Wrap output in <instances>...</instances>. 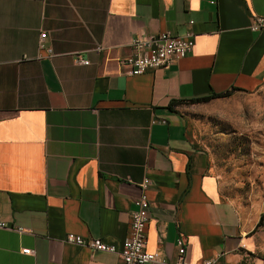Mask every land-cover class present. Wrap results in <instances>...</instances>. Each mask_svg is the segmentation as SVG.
I'll return each mask as SVG.
<instances>
[{
	"label": "crops",
	"instance_id": "0c3cea01",
	"mask_svg": "<svg viewBox=\"0 0 264 264\" xmlns=\"http://www.w3.org/2000/svg\"><path fill=\"white\" fill-rule=\"evenodd\" d=\"M255 14L264 0H0V219L23 227L0 228V264H121L65 237L120 248L146 178L149 251L174 260L183 237L189 260L264 264V207L224 193L211 153L170 107L264 87ZM160 32H192L193 50L125 74L132 39Z\"/></svg>",
	"mask_w": 264,
	"mask_h": 264
},
{
	"label": "rangeland",
	"instance_id": "374dc122",
	"mask_svg": "<svg viewBox=\"0 0 264 264\" xmlns=\"http://www.w3.org/2000/svg\"><path fill=\"white\" fill-rule=\"evenodd\" d=\"M180 108L211 153L224 193L239 204L264 207V87Z\"/></svg>",
	"mask_w": 264,
	"mask_h": 264
},
{
	"label": "built area",
	"instance_id": "2783aa9c",
	"mask_svg": "<svg viewBox=\"0 0 264 264\" xmlns=\"http://www.w3.org/2000/svg\"><path fill=\"white\" fill-rule=\"evenodd\" d=\"M264 27V16L255 14L252 28L255 30ZM44 37L45 34H42ZM133 53L121 59L123 72L127 75H138L148 69H161L170 67L174 61L189 54L195 45V37L192 32L185 35H176L171 32H160L148 35H136L131 41ZM96 50H100L98 46ZM79 63L90 64L89 58L80 54L76 55ZM150 179L146 178L141 184V194L136 198V209L132 211L130 233L123 241L120 248L115 244L107 243L100 237L85 238L82 235L68 233L67 242L80 246H87L97 250L118 252L122 258L121 264H146L156 262L158 264H217L220 257H210L200 261H192L186 258V243L183 237H179L178 255L174 260L163 258L158 252L147 249L148 223L150 218V201L147 190ZM0 228L23 230L0 219ZM26 254H33L31 248H23Z\"/></svg>",
	"mask_w": 264,
	"mask_h": 264
},
{
	"label": "trees",
	"instance_id": "16d2710c",
	"mask_svg": "<svg viewBox=\"0 0 264 264\" xmlns=\"http://www.w3.org/2000/svg\"><path fill=\"white\" fill-rule=\"evenodd\" d=\"M233 90H237L235 89H231V90H227L224 92H220V93H210L208 95H204L201 97H196V98H191V99H182V101L179 102H173L170 104V107L174 108L177 105H181L183 103H200V102H208L212 99L215 98H224V97H228L230 96L234 91ZM264 224V215H262L260 221H259V226Z\"/></svg>",
	"mask_w": 264,
	"mask_h": 264
}]
</instances>
